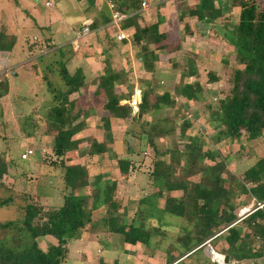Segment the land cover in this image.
<instances>
[{"label": "rangeland", "instance_id": "rangeland-1", "mask_svg": "<svg viewBox=\"0 0 264 264\" xmlns=\"http://www.w3.org/2000/svg\"><path fill=\"white\" fill-rule=\"evenodd\" d=\"M221 1L223 18L218 21L219 32L212 30L209 32V28L197 21V18L181 19L180 6H178L179 10H175V6L172 8L169 14L171 29L169 44L167 43L169 46L165 44L164 52L156 51L159 55V68L150 80V75L139 73L138 69L141 68L138 62L139 47L132 45L134 49L132 54L130 53L132 49L126 51L125 46L118 47L115 56L110 55L109 59L102 55L99 45L105 44L104 39L109 35L107 31L101 34H90L78 43L76 50L74 45L72 46L74 41L71 43L70 40L77 37L75 33L78 34L81 31V22L91 17L89 15H94L93 12H97L100 8L102 16H108L107 6L103 0H0V33L6 34L8 40L15 38L16 43L20 39L23 49L30 53L29 58L34 63L41 55L46 57L45 53H50L49 50L54 47V43V45H61L62 49H66L65 52L70 51L72 54L71 59L66 63V67L68 66L71 72L78 67H84L87 73H90L86 80L85 86L87 87L97 84L99 77H96L94 73L104 71L105 59H107L111 68L119 73L122 71L128 82L133 81L128 84V89L120 90L123 95L129 96L132 91L142 94L143 91L150 90L151 102H154L155 97L162 96L164 92H170L175 102L172 107L147 112L139 121L119 122L111 119L110 132H107L103 129L104 119L101 109L99 110L106 101L104 97L92 100L90 94L82 89L78 95L70 96V99L78 102L77 107L82 111L81 117L74 124L84 122V129L72 138V147L66 155L65 162L84 165L88 170L90 181L95 175L101 173L108 175L111 181L116 183L113 199L118 203L119 213L125 212L127 223L141 218L145 229L149 230L152 235L150 248H145L142 244H125L123 236L112 235L107 231L106 208L102 207L93 214L92 224L88 225L77 239L69 241L67 248L65 247L68 260L65 264H167V251L171 247L180 248L178 251L170 252L178 259L174 264L202 263L196 260V263H193L188 259L181 262L185 257L180 256L185 253L180 242L185 239L181 227L187 225L183 220L167 214L159 215L158 218L154 213L148 216L145 212L148 207L141 204L143 199L160 190L153 184L152 177L157 161L171 163L176 178L184 176L183 170L181 171L184 160L176 158L174 153L183 151L190 137H197L203 141V151L216 152L221 158L227 159L226 173L223 174V178L227 179L228 185L231 186L232 195L229 200L230 203L235 204V214L238 216L242 208L255 204L254 200L240 192L238 183L243 180L244 172L248 168L258 160H264L263 139L248 141L242 134L239 139L224 138L218 143L213 142L223 127L213 121L212 113L219 110L221 100L230 96L234 73L242 69L235 61L236 50L233 46V39L228 34V29L222 27L224 24L232 27V24L237 22L239 9L232 7L230 0ZM46 2H51L53 7H46ZM153 3L154 5L158 3L160 6L161 0H153ZM181 5L184 8L185 3ZM157 9L159 10L160 7ZM157 9L155 8L154 11L156 12ZM129 41L132 43L130 37ZM176 47L178 51L173 50ZM168 48L171 50L169 54L166 53L169 52ZM151 49H154V46H151ZM196 52L199 56L196 61L198 75L195 78H187L184 82L197 81L202 84L203 99L201 102L182 99L172 90V87L181 81L180 75L183 67L181 66L180 70L175 64L182 60L184 53L196 54ZM52 58L53 56L42 62L36 61L37 66L26 64L22 70L18 69L21 77H26V82L20 83L19 89L8 90V98H4L0 106V121L5 122L8 116L6 121L12 124L8 127L7 137L9 139L6 143L3 140L2 126H0V151L9 146L14 156L16 158L19 156L21 161L25 152L33 151L31 157L25 159L29 162H24L25 164L20 162L21 169L19 166L11 167L13 169H9L0 180V201L8 198L12 191L16 195H24L33 200L36 197H50L51 199L54 197L55 201L47 202L48 207L58 206L60 203V196L56 191L57 181L51 180L54 175L50 163L55 162L51 153L54 129L50 125L49 118L51 108L58 102L53 99V93L48 89L46 80L42 77L47 76V82L49 81L54 88L60 91H64L65 87L58 76L57 66L51 70L50 74L43 71L40 75V71H37V78L33 76L34 68L39 67L44 70L51 64ZM3 69L5 68L0 62V72ZM210 74L216 77L215 83L208 82ZM9 78L10 75L5 77L0 74V81ZM91 91L93 89L90 93ZM184 121H188L190 127L186 130V134L181 136L180 126ZM153 123L172 128L175 133L154 136L151 141L147 136L143 135L142 138L137 136L144 130L150 131L148 125ZM15 136L16 138H11ZM92 139L106 144L110 153L88 158L87 150ZM118 160L129 162L127 175L120 174ZM205 163L213 165V162L208 160H205ZM199 179V176L191 177L190 181L197 182ZM181 195V192L170 194L164 192L163 197L156 201V206L158 209H163L166 198L178 200ZM222 210L223 207L219 202L212 206V211L217 213V216ZM201 213H207V211H201ZM20 217L14 206L0 207V252L8 249L14 252L22 251L27 247L29 239L19 224ZM7 223H11V226L3 227ZM51 241L55 243L54 240ZM205 244L202 254L209 256L212 263L214 262L212 258L218 253L225 256L227 245L223 238L214 240V249L211 247L214 250L212 255L206 252L207 244ZM241 264H264V258Z\"/></svg>", "mask_w": 264, "mask_h": 264}, {"label": "trees", "instance_id": "trees-1", "mask_svg": "<svg viewBox=\"0 0 264 264\" xmlns=\"http://www.w3.org/2000/svg\"><path fill=\"white\" fill-rule=\"evenodd\" d=\"M113 2L119 12L132 14L122 23L121 28L124 31L133 29L131 40L132 44L140 49L139 58L143 69L153 72L154 63L158 60L156 51L164 52L165 44H169L167 35L159 32L160 22L144 26L138 24L143 13L141 0H113ZM230 3L232 7L239 9L238 20L232 24V27L228 24H224L222 27L228 29L227 32L233 39V46L236 50L235 61L242 69H238L234 73L233 89L230 96L221 100L219 110L212 113L213 121L223 127L213 142L218 143L224 138L239 139L242 134L248 141L258 138H262L264 141V0H230ZM222 4L221 0H198V5L188 10L186 14L189 17H196L210 30L219 32L217 26L218 21L223 18ZM110 21V16L101 15L99 19L93 21L91 30L102 25L106 29ZM108 30L106 29L107 32ZM15 43V38L8 40L7 35L0 33V51H11ZM151 46H154V49H151ZM168 50L169 52L166 53L169 54L171 50L169 48ZM173 50L178 51V47ZM57 53L58 58L51 60V64L46 66L43 71L50 74L51 70L57 66L58 76L64 83L65 90L60 91L54 88L49 81L47 82V76H44L43 80H46L48 89L53 93V99L58 102L51 108L49 114L50 125L54 129L51 153L55 161L50 163V166H52L54 175L51 180L57 181L56 191L60 196L61 204L48 207L44 205L41 197H36L33 200L24 195H16L12 191L8 198L2 199L0 207L14 206L20 214L19 224L26 232L29 241L27 247L22 251L14 252L8 249L0 252V264H65L67 260L66 240L78 238L80 233L92 224L93 214L102 207L106 208V227L110 234L123 236V241L127 245L142 244L145 248L151 247L152 234L145 229L142 219H133L127 223L125 212L119 213L118 203L113 199L116 190L115 181H111L109 176L103 173L95 175L94 179L90 181L88 170L84 165L65 162L66 155L72 147V138L84 129V122L74 124L81 117L82 111L77 107L78 102L70 99V96L79 93L84 84V76L80 69H77L73 75L69 74L66 63L71 59L70 51L67 53L65 50H59ZM47 58V56L41 55L36 61L42 62ZM197 59L196 54L184 53L182 60L175 64L180 70L181 66L183 67L180 75L181 81L172 87L173 93L191 102H201L203 99L202 84L197 81L184 82L187 78L197 77ZM36 68L34 69L36 70ZM216 81L214 74H210L208 82L215 83ZM128 84L125 74L122 71L121 73L116 72L106 60L104 75L99 77L95 85L94 98L104 97L106 100L99 110L101 109L104 119L103 129L107 132H110L111 119L122 122L139 121L147 112L158 111L175 104L170 92H164L162 96L155 97L154 102H151V91H143L138 111L133 114L127 104L121 105V101L127 100L133 91L129 96L115 93L117 88L128 89ZM7 95V83L2 82L0 83V106ZM4 116L6 117V115ZM6 120L5 122L0 121L5 143L9 139L7 137L8 127L12 125ZM189 127L190 123L184 121L180 126V135L184 136ZM148 128L151 130H144L137 136L139 138H142L143 135L147 136L151 141L154 136L175 133L174 129L164 127L159 123L150 124ZM11 138H16V136ZM202 147L203 141L197 137H190L184 150L174 153L176 158L184 160V166L181 169L184 176L179 179L175 177L171 163L167 164L161 160L155 163L152 176L153 184L160 190L141 201V204L148 207V210L145 211L146 215L152 216L154 213L158 218L167 214L181 219L187 224L181 227V232L185 235V239L180 240L183 252H185L180 255L185 256L181 262L188 259L193 263L196 260L202 261L201 264H217L216 262L212 263L209 256L202 254L204 244L209 241L214 249V240L217 238H223L227 245L224 255L229 258L228 264H241L263 259L264 160H258L248 168L244 172L243 180L238 183L240 192L254 200L255 204H263V207L239 220L235 214V204L230 203L229 200L232 195L231 186L228 185L227 179L223 178V174L226 173L227 159L221 158L216 152L203 151ZM109 153L110 150L106 144L91 140L87 150L88 158ZM36 154L38 153L36 152ZM172 158L174 161V156ZM36 159L38 160V158ZM205 160L213 162V165H207ZM20 162L27 163L29 161H21L19 156L16 158L9 146L0 151V180L9 169H13L11 167L19 166L21 169ZM117 164L120 174L127 175L129 162L118 160ZM196 176L200 177L197 182L190 181L191 177ZM164 192L169 194L181 192L182 195L178 200L166 198L165 207L158 209L156 201L163 197ZM218 202L223 207L219 216L212 211V206ZM244 204L248 205V203ZM205 210L207 213H201ZM8 225L11 226V223H7L3 227L7 228ZM46 237L54 238L57 244H47L45 249H42L39 243ZM178 250L180 248L171 247L167 251V264H174L178 261L177 257L170 254V252ZM215 253L217 254V252ZM218 255L221 254L218 253ZM222 257L212 259H222Z\"/></svg>", "mask_w": 264, "mask_h": 264}, {"label": "crops", "instance_id": "crops-1", "mask_svg": "<svg viewBox=\"0 0 264 264\" xmlns=\"http://www.w3.org/2000/svg\"><path fill=\"white\" fill-rule=\"evenodd\" d=\"M151 1V7H150V9L149 10H147V11H144L143 13H142V15L140 16L141 18L138 20V24H140V26H144V25H152V24H154V23H157V22H160V24H159V32L160 33H165L166 35H167V37H168V39L170 38L169 36L171 35V29H170V27H169V19H170V12H171V10H173L172 8H174V6H175V10H179V7L178 6H180V12H181V15L183 16V18H182V16L180 15V17H181V19H183V20H185L186 18H188V19H194V18H196V17H189L186 13L188 12V10H190V9H193L196 5H198V0H183V2H182V0L181 1H179V2H173V1H171V0H161V4H160V6H158L159 4L158 3H155V5H154V3H153V0H150ZM165 1H166V3H165ZM182 3H185V6H184V8H182L181 6V4ZM157 9L158 7H160V9L158 10H156V12L154 11V9L155 8ZM98 8V7H97ZM100 8H98L97 9V12H93V13H95L94 15H89V16H91V17H87L85 20H91L92 22L95 20V19H99V17L102 15V10H100ZM107 10H108V8H107ZM152 11H154V12H152ZM129 13V12H128ZM131 14V13H130ZM132 15V14H131ZM108 16H110V12H109V10H108ZM90 18V19H89ZM84 20V21H85ZM197 20V19H196ZM84 21H82L81 22V29H82V23L84 22ZM198 21V20H197ZM104 25H102V26H100L99 28H97V29H95V30H91V34L92 33H94V34H101L103 31H106L105 29H104ZM186 27V26H185ZM206 27V26H205ZM122 29V28H121ZM124 31V30H123ZM211 30L209 29V32H210ZM79 32V31H78ZM77 32V33H78ZM125 33H126V36H127V40H124V41H122V42H117L116 41V39H115V37H114V33H115V31L113 30V29H109L108 30V38H105L104 40H105V44L103 43V45L102 44H100L99 45V47L101 48V51H102V55L104 56V57H107L108 59H109V57H110V55H112V57H114L115 56V51H116V48H118V47H121V46H125L126 47V51L127 50H131V54L134 52L133 50V44L131 43V41H129V37H130V39H131V36H132V33H133V29L132 28H130V29H127L126 31H124ZM195 32V31H194ZM194 34V33H193ZM6 35V34H5ZM75 35H77L76 33H75ZM90 36V35H89ZM88 37V36H87ZM86 38V37H85ZM84 39V38H83ZM83 39H81V40H83ZM76 40V36L72 39V40H70V42L72 43V41H75ZM81 40H79V41H77V43H79V42H81ZM131 44V45H130ZM74 44L72 43V46H73ZM133 45V46H132ZM53 46L54 47H51L50 48V53H45V55L47 54V57L49 58V57H51V56H53V58H52V60H56L58 57V51L59 50H61V51H64V49H62V46L61 45H54V43H53ZM103 46H104V48H103ZM128 46H129V48H128ZM59 47V48H58ZM135 47V46H134ZM24 47L22 46V44H21V42H20V39L19 40H17V43L14 45V47H13V49L11 50V51H0V62H1V64L3 65V67L5 68V69H3L1 72H0V74H3L5 77H8V75H10V78L7 80V79H4V81H0V83H7V87H8V90H11V88H17V89H19V86L21 85L20 83H24V82H26L25 81V79H26V77H21V75H20V73H19V70H22L23 69V67L27 64L28 66H29V64H32V65H34L35 63L32 61V59H30L29 58V56H30V53H28L25 49H23ZM78 48V47H77ZM75 49V48H74ZM66 50V49H65ZM76 50V49H75ZM54 53V55H52ZM198 53L196 52V55H197ZM156 55H157V57H158V60H159V55H158V53L156 52ZM198 56V55H197ZM198 58H199V56H198ZM113 59V58H112ZM105 60H107V59H105ZM156 61L155 63H154V70H153V72H147V71H145L144 69H143V65H142V63H141V59L140 58H138V62H139V64L141 65V68L140 69H138L139 70V73L140 74H145V75H150L151 77H150V80H151V78H152V75L154 74V75H156V72H157V68H159L158 67V62L159 61ZM36 65V64H35ZM113 66V65H112ZM105 67V66H104ZM67 68V70H68V72H69V74L70 75H73L74 73H75V71L77 70V69H80L81 71H82V74H83V76H84V84H83V86H82V90L85 92V91H87V94H90V96H91V98L90 99H92V100H94L95 98H94V92H95V89H96V86H89V87H87V86H85L86 85V80L88 79V75L90 74V73H87V71L84 69V67H78L77 69H74V71L73 72H71L70 71V69H68V66L66 67ZM19 69V70H18ZM104 69V68H103ZM113 69V68H112ZM37 71H40V75H41V72L43 73V70L41 69V68H37L36 69ZM35 69L33 70V76H34V78H37V76H38V73H37V71H36ZM105 70V69H104ZM127 72V71H126ZM95 74V76L96 77H101V76H103L104 75V71H102V73H99V72H97V73H94ZM11 76H12V79H11ZM28 79V78H27ZM42 79H43V77H42ZM29 80V79H28ZM27 80V81H28ZM40 80H41V76H40ZM42 81V80H41ZM129 84L130 83H133V81H129L128 82ZM88 88H89V90H88ZM81 89H80V91L79 92H81ZM93 89V91H91V93H90V90H92ZM122 89H124V88H117L116 90H115V93L116 94H122V93H120V90H122ZM86 93V92H85ZM74 95V94H73ZM78 95V94H77ZM6 98H8V95L6 96ZM99 99H101L100 97H99ZM127 102V100L125 99V100H122L121 101V105H125V104H127L126 103ZM112 120H114V121H119V122H122V121H120V120H117V119H112ZM88 123V122H87ZM42 198V200H43V203H44V205H48L47 204V202L49 201V203L50 202H52L53 200L55 201V198L54 197H52V199L49 197V198H43V197H41ZM58 203V202H57ZM61 204V199H60V203H59V205ZM81 235V234H80ZM83 236V235H82ZM77 239V238H76ZM51 240H54L55 241V243L53 242V241H51ZM71 240H73V239H68V240H66L67 241V243H66V246H67V244H69V241H71ZM78 241V240H77ZM40 247L42 248V249H45V246L47 245V244H52V245H56L57 244V241L54 239V238H52V237H46V238H44L42 241H40ZM42 244H44V246H42ZM67 248V247H66ZM68 260H66V262H67ZM65 262V263H66Z\"/></svg>", "mask_w": 264, "mask_h": 264}, {"label": "built area", "instance_id": "built-area-1", "mask_svg": "<svg viewBox=\"0 0 264 264\" xmlns=\"http://www.w3.org/2000/svg\"><path fill=\"white\" fill-rule=\"evenodd\" d=\"M110 12V23L106 26V29H113L115 31L114 37L117 42H122L124 40H127L126 33L121 29V25L123 22H125L130 16V13H121L119 12L113 0H103ZM173 2H179L181 0H171ZM46 7L52 8L53 4L51 2H46ZM151 1L150 0H141V11H147L151 7ZM93 22L91 20H85L82 23V29L77 34L76 40L73 42L75 49H77L78 43L77 41L89 36L91 34V26ZM127 105L132 109L133 114H136L138 111V107L141 104V93L138 91H134L127 99ZM33 154L32 150H28L22 155V160L29 159L31 155ZM263 207V204L256 203L254 205H251L249 207H244L240 210V213L238 214L239 220L244 219L248 215L252 214L257 209H261ZM224 257H222L221 260H214L217 264H225Z\"/></svg>", "mask_w": 264, "mask_h": 264}, {"label": "water", "instance_id": "water-1", "mask_svg": "<svg viewBox=\"0 0 264 264\" xmlns=\"http://www.w3.org/2000/svg\"><path fill=\"white\" fill-rule=\"evenodd\" d=\"M207 246L205 248L206 252L209 254V255H212L214 253V250L211 248V246L209 245V241L206 242ZM205 244V245H206ZM224 260H225V264H228L229 262V258L228 257H224Z\"/></svg>", "mask_w": 264, "mask_h": 264}, {"label": "bare ground", "instance_id": "bare-ground-1", "mask_svg": "<svg viewBox=\"0 0 264 264\" xmlns=\"http://www.w3.org/2000/svg\"><path fill=\"white\" fill-rule=\"evenodd\" d=\"M215 257H216V258H221L222 256L217 254ZM215 257H214V258H215Z\"/></svg>", "mask_w": 264, "mask_h": 264}]
</instances>
